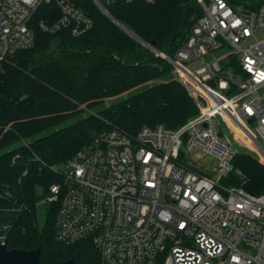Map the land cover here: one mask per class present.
Here are the masks:
<instances>
[{"label":"built area","instance_id":"2783aa9c","mask_svg":"<svg viewBox=\"0 0 264 264\" xmlns=\"http://www.w3.org/2000/svg\"><path fill=\"white\" fill-rule=\"evenodd\" d=\"M92 1L101 11L156 2ZM198 2L203 14L175 56L159 55L173 66L198 115L178 129L104 131L51 167L62 182L43 201L61 202L57 239L91 243L101 264H264V193L251 194L229 179L231 173L243 179L233 167L238 146L264 164V3L251 9L227 0ZM42 6L54 7L42 12L52 22L36 21ZM93 26L74 0H0V62L33 48L37 28L79 37ZM223 48L236 52L216 57ZM193 151L215 157L225 175L210 178L185 165ZM6 241L0 235V244Z\"/></svg>","mask_w":264,"mask_h":264},{"label":"trees","instance_id":"16d2710c","mask_svg":"<svg viewBox=\"0 0 264 264\" xmlns=\"http://www.w3.org/2000/svg\"><path fill=\"white\" fill-rule=\"evenodd\" d=\"M74 1L93 19L91 30L74 37L68 29L49 34L37 28L33 48L0 62V231L7 228L11 250L41 247L43 264L72 258L75 264H101L91 243L71 245L57 239L60 201L47 203L46 221L39 227L38 202L62 182L52 166L65 164L104 131L117 128L136 135L144 126L178 129L199 113L168 61L126 33L92 0ZM227 1L251 9L264 3ZM107 8L140 39L170 57L203 14L198 0L117 3ZM45 9L54 7L42 6L36 21L52 22L42 13ZM147 84L148 88L102 107ZM26 97L33 103L18 107ZM233 167L243 179L231 173L230 182L254 195L264 193V164L254 155L237 151Z\"/></svg>","mask_w":264,"mask_h":264},{"label":"rangeland","instance_id":"374dc122","mask_svg":"<svg viewBox=\"0 0 264 264\" xmlns=\"http://www.w3.org/2000/svg\"><path fill=\"white\" fill-rule=\"evenodd\" d=\"M234 52H236L234 49L223 48V49H219V50L215 51L214 55L216 57H220V58L224 59L226 56H228L229 54H232ZM149 86H150V84L149 85L147 84V85H144V86H142L136 90H133V91H131L125 95L110 99L105 103V105H102V107L117 103V102H119V101H121V100H123L129 96H132L133 94H135L137 92H140V91L148 88ZM92 113L96 114V112H92ZM71 123H72V121H69V122L65 123L64 125L59 126L58 128H61L63 126H67ZM237 150L238 151H246L248 153H251L252 155H254L257 158L256 153H254L250 149L246 148L245 146H238ZM183 163L185 165L189 166L190 168L194 169L195 171H197L203 175H207L210 178L216 179L219 175H225V173L222 171V169H220V167L218 166V161L215 157L205 155L204 153H202L200 151H193L192 153L187 154L185 156V158L183 159ZM163 192H164V189H163ZM39 194H40V191H39ZM47 210H48V204L46 202H44L43 200H40L37 204V221H38V225L40 228H43V226L45 224L46 216H47ZM2 234L7 235V232L4 230H1L0 235H2Z\"/></svg>","mask_w":264,"mask_h":264},{"label":"water","instance_id":"95a60500","mask_svg":"<svg viewBox=\"0 0 264 264\" xmlns=\"http://www.w3.org/2000/svg\"><path fill=\"white\" fill-rule=\"evenodd\" d=\"M103 13L112 19L119 27H121L126 33L134 37L136 40L146 45L148 48L152 49L158 55L161 54L159 50H157L153 45L148 44L147 42L140 39L135 33L117 21L109 11L104 8L102 9ZM33 103V99L31 97L23 98L18 104V107L29 106ZM41 247L28 251V250H18V249H9L7 245V241L4 244H0V264H43L41 262ZM57 264H75V258L63 263Z\"/></svg>","mask_w":264,"mask_h":264}]
</instances>
